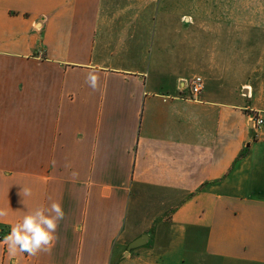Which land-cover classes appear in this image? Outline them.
Returning a JSON list of instances; mask_svg holds the SVG:
<instances>
[{
  "label": "crops",
  "instance_id": "0c3cea01",
  "mask_svg": "<svg viewBox=\"0 0 264 264\" xmlns=\"http://www.w3.org/2000/svg\"><path fill=\"white\" fill-rule=\"evenodd\" d=\"M201 4L0 0V264H264V11ZM52 201L51 253L10 256Z\"/></svg>",
  "mask_w": 264,
  "mask_h": 264
},
{
  "label": "clouds",
  "instance_id": "9594fccd",
  "mask_svg": "<svg viewBox=\"0 0 264 264\" xmlns=\"http://www.w3.org/2000/svg\"><path fill=\"white\" fill-rule=\"evenodd\" d=\"M86 83L93 90L97 89L98 77L94 72H89ZM31 194V189L22 187L20 192L23 197L22 203L24 198ZM6 215L5 210H0V217ZM64 217L65 212L60 202L52 201L47 206H38L29 210L19 222L11 226L2 243L7 246L8 254L12 257L23 253L29 256L51 253L59 239L57 232Z\"/></svg>",
  "mask_w": 264,
  "mask_h": 264
},
{
  "label": "rangeland",
  "instance_id": "374dc122",
  "mask_svg": "<svg viewBox=\"0 0 264 264\" xmlns=\"http://www.w3.org/2000/svg\"><path fill=\"white\" fill-rule=\"evenodd\" d=\"M243 2L245 5L248 3L250 12L264 11V0H241V6H243ZM216 5V0H202V4L195 10V13H198L199 16L195 27L202 34H205L207 30L216 24ZM189 8H191L190 5L186 7V10H189ZM205 38V36L202 37V39Z\"/></svg>",
  "mask_w": 264,
  "mask_h": 264
},
{
  "label": "built area",
  "instance_id": "2783aa9c",
  "mask_svg": "<svg viewBox=\"0 0 264 264\" xmlns=\"http://www.w3.org/2000/svg\"><path fill=\"white\" fill-rule=\"evenodd\" d=\"M191 89H192V93L194 95L200 94L202 92V90L204 89L202 78H200V77L194 78L191 82ZM253 122L257 126H261L264 124V120L260 117H253Z\"/></svg>",
  "mask_w": 264,
  "mask_h": 264
},
{
  "label": "water",
  "instance_id": "95a60500",
  "mask_svg": "<svg viewBox=\"0 0 264 264\" xmlns=\"http://www.w3.org/2000/svg\"><path fill=\"white\" fill-rule=\"evenodd\" d=\"M140 246V244L139 243H135L134 245H132V247L131 248H137V247H139Z\"/></svg>",
  "mask_w": 264,
  "mask_h": 264
}]
</instances>
